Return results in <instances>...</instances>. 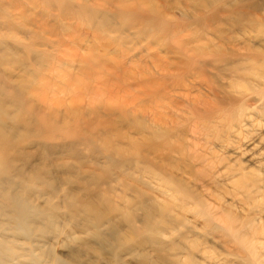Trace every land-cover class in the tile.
Instances as JSON below:
<instances>
[{"label":"rangeland","instance_id":"rangeland-1","mask_svg":"<svg viewBox=\"0 0 264 264\" xmlns=\"http://www.w3.org/2000/svg\"><path fill=\"white\" fill-rule=\"evenodd\" d=\"M17 1L22 15L3 16L10 2L0 0V103L17 144L1 184L12 180L31 220L24 233L0 212L9 263L264 264V0H153L164 35L140 23L100 33L101 13L90 25V14L65 19L63 33L51 4ZM44 39L62 43L51 49ZM28 44L46 51L48 62ZM90 54L107 60L77 59ZM162 69H185L188 81L172 78L174 91L158 104ZM3 88L46 106L68 130L35 142L50 127L24 128L34 116ZM13 116L21 122L12 125ZM77 121L94 143L69 139ZM104 138L121 145L119 157L108 156ZM129 138L137 147H127Z\"/></svg>","mask_w":264,"mask_h":264},{"label":"bare ground","instance_id":"bare-ground-1","mask_svg":"<svg viewBox=\"0 0 264 264\" xmlns=\"http://www.w3.org/2000/svg\"><path fill=\"white\" fill-rule=\"evenodd\" d=\"M29 1H32V0H29ZM41 1L43 3L51 4L55 8V11H58V13L55 14V17H56V19L58 21H60L61 30L63 31V33L67 32L68 29L70 28V23L64 22L65 19L78 18V19L81 20V19H83V18L86 17V14H90V16H88L85 19L86 22L90 25V23H92L93 18H94L93 15H95L97 13H101L103 15V17H101L97 21V25H96V29L95 30L96 31H99V32L101 31L104 34H106V33H113V32H121L122 33L123 31L127 30V27L133 26V25L138 24V23L143 24L144 27H148L149 29L155 30L157 33L159 31L160 32V35L161 34L164 35V33L168 29V25H166L164 23V21H163V14H162L160 8H158L156 6V1L154 2L153 0H103L104 1L103 3H93V4H90L87 0L86 1H83L82 0L81 2L79 1V2H76L74 5H72L73 8L70 9V10L66 9V8L70 7V4L67 3L66 5H64L66 3V0H41ZM9 2H10V5L8 7H5L3 9V12H4L3 13V16L13 15L12 13L14 11H16V10H18V12L20 11L19 14L22 15L20 3L17 0H9ZM106 2L109 3L110 6L106 5L107 4ZM63 5H64V7H63ZM108 16H111L113 18H119L121 20L120 21V24L121 25L119 27L114 26V25H110L109 24V20L107 19ZM213 17H215V16H213ZM41 28H42V30H44L45 29V26L42 24ZM131 29H133V28H131ZM53 32H52V30H50L48 34H51L52 35ZM172 34L174 35V29L172 31ZM107 37L109 38L110 35H108ZM116 39H113L112 41L115 42ZM16 43L17 44H22L21 41H19V40H16ZM61 43H62V40L61 41H58V40L57 41H54V40L49 41V40L44 39L43 41L40 42V45H45L47 47H50L51 49L52 48L53 49L54 48L56 49L58 47V45L61 44ZM168 44H170V41H169ZM26 47H27V50L29 52H32V54L39 60L40 63H43L45 61L48 62V58L49 57H48L46 51L36 50L35 48H32V46L29 45V44L26 45ZM87 49L90 50V47H88ZM112 54H114V53H112ZM200 58H201V56H200ZM77 59H79V62L80 61H83V60H85V61H93V60H95L98 63H102L103 61L107 60V58H106V56L104 54H102V55H100V54H97V55L90 54V55H87V56H84V57H79L78 56ZM249 59L250 58L247 57L244 60H249ZM192 60H194V56L192 54L191 55H186V58H185L186 63L184 65H185V68L187 70H188V67H189L188 66L189 63ZM76 61H78V60H76ZM184 70L185 69H183V70H181V69H175V70L174 69L173 70L172 69L171 70L170 69H162L158 73L157 78L155 80L156 81V84H155V87H154V91H155V94H156V98H155L156 99L155 100L156 103L160 104L161 102L164 101V98L165 99H168L169 97L166 98V96H168L167 94H169L170 91H172V92L174 91V88L169 85L171 83V79L172 78H174V80H175V77L177 78L178 76H180V77L183 76V80H181V81L182 82L183 81L184 82L185 81L186 82L188 81L187 80L188 78L185 77L186 75L185 74H184L185 76L183 75V73L185 72ZM197 73L201 74V71L198 70ZM67 75H68V72H67ZM263 77H264V75H263ZM178 80H179V78H178ZM180 83H177L178 86L180 85ZM167 85L170 87V90L169 91H167V90L165 91V86L167 87ZM183 86H186V85H183ZM16 89L19 90L18 88H16ZM183 89H185V88L183 87ZM1 92L5 93V97L15 99L17 107L19 109H25L23 113H29V115H33L34 118H35V120L33 122H29V121L26 122L27 120H25V122H21L18 119L17 116H13L14 118H12V120H14V119H17V120H14L15 122H13L12 125L13 124H18V122H21V123H23L22 125L24 126V128H26L27 130H30V131L37 130L41 126H43V127H45V126L50 127V130L51 131L50 132H46L45 134H42V135L37 136L35 138V142L42 143L43 144L48 138H50L52 136V133H54V131L56 132L59 129L60 130L64 129V131L65 130H68V128H69L68 124H65L66 122L65 123H62V124H59V122H57L55 120V118H53L51 116V112L49 111V108H47L46 106L42 107V105H41L42 108H39L38 106L37 107L34 106L31 103L30 100H28L26 97H24L23 95H21V93H19V92L7 91L4 88L2 89ZM5 100H7V99H5ZM11 102H13V101H11ZM158 104H157V106H158ZM165 105L166 106H169V103H167ZM5 109H6V107L4 108V105H2L0 103V212H5V213L9 214L10 222L14 226L19 227L21 229V231H23L24 233H26L27 230H28V223L31 220V215H30V211L28 210L27 203L25 202V200L18 193L15 194V193H12L11 192L10 189H12L13 186H14L12 184V180H11V183H10V181L9 182L6 181L5 182L7 184L6 186H2V184H1V182H2L1 179H6L8 177V172H9V169L11 167L10 166V157L12 156V153L14 154L16 152V148H17V144L15 142V138L13 139L12 135L8 131H6L5 128H4V126L6 124L5 122L8 119V118L7 119L5 118V116H6ZM110 109H112V108H110ZM87 113H86V115H87ZM91 114H92V112H91ZM155 114L156 113L154 112L153 115L155 116ZM80 119H81V117H80ZM100 119H101V117H100ZM155 119L157 121H160L161 120L158 116ZM98 122H99L100 125H107L108 124V121H106V120H100ZM86 124H88V123H86ZM82 125H83V123H82ZM90 125H93V124H90ZM71 128H72L70 130L71 133L66 134L67 136H69V139L71 138L73 141H77L79 143H82V142H85L87 144L94 143L93 141H94V138L95 137L94 136L86 137L84 131L82 130L81 123H79L78 121ZM8 129H9V127H8ZM163 133H160L159 132L156 135V138L157 137H160ZM130 137H132V136H130ZM128 140L129 141L127 143V147H137L136 146V143L134 142L133 139L129 138ZM136 140H138V139H136ZM50 141H51V138H50ZM101 145H102V147H110V148H112V151L107 152V154H108L109 157L116 158L117 156L118 157L120 156L121 149H122L121 145H119V144L118 145L117 144L116 145H111L110 142H109V140L107 138H104L103 140H101ZM144 156H145V154H144ZM122 160H123V158H122ZM144 160H146V159H144ZM125 162H126V164L127 163L128 164H131L130 163L131 161L129 160V158H127L125 160ZM137 164H138V162H136V161H135V163L133 162V165L132 166H133L134 169H138ZM139 164H140V162H139ZM31 170H32V168H31ZM39 170H40V168H39ZM85 172H87V171H83V173H85ZM88 172H90V171H88ZM94 172H96V171H94ZM34 173H36V172H34ZM20 178L21 177H19V179ZM94 179H95V177H94ZM13 181H15V180H13ZM11 254H12V252H10V250L7 249L4 244H1L0 243V264H10L9 261L7 260L8 259L7 257L9 255H11Z\"/></svg>","mask_w":264,"mask_h":264}]
</instances>
